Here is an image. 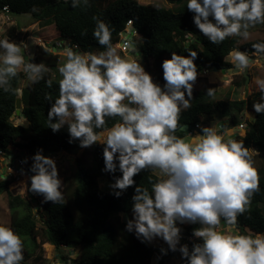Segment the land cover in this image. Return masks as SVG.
Returning a JSON list of instances; mask_svg holds the SVG:
<instances>
[{
  "label": "clouds",
  "instance_id": "1",
  "mask_svg": "<svg viewBox=\"0 0 264 264\" xmlns=\"http://www.w3.org/2000/svg\"><path fill=\"white\" fill-rule=\"evenodd\" d=\"M70 2L76 8L88 0ZM187 9L194 13L196 28L214 45L229 37L247 40L251 28L264 24V0H187ZM93 20L92 35L103 51L82 52L79 45L67 46L60 39L65 43L66 60L58 67V97L54 101L45 97L51 105L48 128L57 133L67 125L68 143L79 141L80 148L103 145L101 171L112 175L110 194L120 198L135 185L132 218L126 220L125 230L141 243L162 240L167 249L161 247L157 260L168 251H178L184 264H264V232L241 234L237 228L238 216L259 190V174L249 148L242 141L227 138L231 128L224 121L200 127V133L190 141L175 135L181 112L191 107L198 77L197 51H189L187 56L172 52L161 64V86L140 62L133 39L140 36L135 29L128 35L120 33L122 40L118 36L113 44L109 25L97 17ZM28 47L24 42L0 39V90L9 92L21 69L32 83L44 79L49 69L44 63L25 60ZM118 49L139 58H125ZM252 49L251 53L238 48L229 52L234 70L244 73L255 62L253 57H264V43L253 44ZM47 84L51 87L52 81ZM255 85L260 100L252 108L264 114V79L257 77ZM214 91L208 89L207 95L214 96ZM106 118H118V122L108 128ZM31 160L28 171L32 175L20 189L42 196V203L65 204L55 160L43 155V149ZM23 163H28V158ZM144 170L160 176L150 190L134 180ZM21 172L24 174L23 169ZM222 221L224 230H220ZM181 225H198L192 231L198 242L192 243L191 250L181 243ZM24 261L21 237L0 223V264Z\"/></svg>",
  "mask_w": 264,
  "mask_h": 264
},
{
  "label": "trees",
  "instance_id": "2",
  "mask_svg": "<svg viewBox=\"0 0 264 264\" xmlns=\"http://www.w3.org/2000/svg\"><path fill=\"white\" fill-rule=\"evenodd\" d=\"M176 3L181 6L173 10L155 4L141 5L137 0H88L87 4L82 2L76 8L71 7L70 0H0V7H9L14 17L30 16V22L26 25L38 22L43 28L53 26V34L46 37L63 39L67 46L79 45L82 52L104 50L92 35L95 27L93 17L109 25L113 44L118 42L119 33L131 20V29H135L142 40L136 47L144 60L151 61L150 67L145 61L146 71L162 85L161 64L171 58L172 52L187 56L189 51H197L195 64L198 71H225L232 68L226 60L231 50L238 48L251 53L254 51L253 44L264 43V40H255L239 46L238 37H229L221 44L214 45L194 25V13L187 9V0H176ZM33 8H36L35 12ZM256 26L264 27V24ZM17 28L11 27L8 36L12 37ZM189 32L193 35L189 36ZM52 45L60 48L58 42ZM32 53L34 56L30 61L44 63L49 71L40 82L29 81L23 88L20 86L26 74L19 71L11 81V90L7 93L0 90V151L7 156L17 152L23 159L28 158L25 164L27 173H31L28 171L32 164L31 157L39 149H43L46 157L60 153L78 154L74 170L62 181L65 204L42 203V196L27 200L19 194L14 195L10 191L13 180H2L0 177V195L6 194L9 226L24 244L23 264H44V244L58 251L63 264H69V261L71 264H151L153 256L155 259L161 256V247L141 243L133 233L125 230L126 220L131 214L135 185L120 198L111 195L106 185L105 188L100 187L101 181L113 182L111 174L101 171L104 167L103 145L96 143L89 148H80L79 141L68 143L67 126L57 133L48 128L47 113L51 105L45 97L51 96L53 101L58 97L61 79L58 67L65 62L66 56L61 62L62 57L58 53H51L41 46L33 47ZM239 78L233 82L235 88L249 83L248 75ZM48 80L52 81L51 87L47 84ZM19 90L22 105L20 116L24 122L14 125L12 118L15 117ZM211 98L206 91L193 89L191 107L181 112L175 135L185 138L187 131L195 124L204 123L205 117L214 115L218 116L220 122L228 124L232 133V128L241 123L243 112L251 115L252 121L247 122L244 135L236 140L244 142L245 147L257 153L252 156V161L259 174V190L254 192L246 211L238 216L237 228L241 234H246L248 230L264 232V114H257L252 108V104L260 100V92L229 102H215ZM116 122L118 118H106L105 126L110 128ZM159 178L155 172L144 170L134 180L136 185L150 190L151 184ZM180 227L183 229L181 243H187L191 250L192 243L198 241L194 238L188 241V238L192 237V231L198 225ZM61 247L81 249L77 259H70L63 256ZM172 257H178V264H184L178 251H168L167 255L156 259L157 264H166Z\"/></svg>",
  "mask_w": 264,
  "mask_h": 264
},
{
  "label": "rangeland",
  "instance_id": "3",
  "mask_svg": "<svg viewBox=\"0 0 264 264\" xmlns=\"http://www.w3.org/2000/svg\"><path fill=\"white\" fill-rule=\"evenodd\" d=\"M111 1V0H108ZM137 2L141 5H149V4H155L158 5L160 7H164L167 9H178L180 8V4L178 5L176 3V0H137ZM176 11V10H175ZM14 20L16 21L18 28L20 27H26L28 25H26L28 22H30V16L28 15H16L15 17H13ZM29 32L27 33H31L33 37H39L42 41V43L44 45H46L47 43L50 42V44H54V43H59L60 42V38H48L46 36H49L51 34H53L54 30H53V26H49V27H42V25H39L38 22L31 24L28 29ZM28 35V34H27ZM30 36V35H29ZM28 37V36H27ZM29 38V37H28ZM135 43L137 44V46L139 44L142 43V40L140 39V37L138 38V35L134 37ZM137 40V41H136ZM255 40H264V27H257L255 26L254 28L250 29V37L245 40L241 37H238V44L237 45H243L245 43L248 42H253ZM138 42V43H137ZM28 44L29 46V50L27 52V54H29V56H25V60L26 61H30V58H32L34 56V53H32V48H33V41L32 40H28ZM240 50V49H239ZM119 54H121L122 56H124L125 58H132L133 56L135 58H139L138 54H130L127 53L126 51L123 52L120 49H118ZM61 58V62L64 61L63 56H65V54L63 53V50L58 51L57 52ZM140 62L142 63V65L144 66L145 70H146V63L147 62L148 66H151V61L150 60H144L142 58V55L140 54ZM254 59V63L244 72V73H240L238 70H234V65L231 62V58L229 57V55L227 56L226 60L230 62V64L232 65V68L229 70H225V71H214V70H209V69H204L202 71H198V77L197 80L195 82L194 85V89L196 90H204L207 92L208 89H214V96H212L211 101H215V102H229V100H240V99H245L247 96L259 92L257 89V86L255 85V79L261 78L264 79V57H253ZM22 71V69L20 70ZM22 73H24L22 71ZM248 75L249 76V83L246 86H241L240 88H235L233 86V82L235 80H240V76L241 75ZM154 77V75H153ZM154 82L160 84L161 86H163L161 83L157 82L154 78H153ZM28 80L27 78L25 79V81H23L21 83V88H23L26 84H28ZM19 97L21 96V90H19ZM229 95V98H228ZM22 107V105H21ZM22 109V108H21ZM20 116V115H19ZM19 116H16L12 118V122L14 125H18L24 122V118L22 116H20V118H17ZM248 116L250 117L251 115L248 113ZM209 118V119H207ZM203 120L204 124H206L207 126H212L215 125L218 121L219 118L218 116L214 115L211 118L210 117H205ZM67 126V125H65ZM186 141H190L191 140V136H186L185 137ZM16 154H20L17 153ZM78 154V153H77ZM77 154H63L62 156L59 157L57 164V168H58V174H59V178L61 179V181H63V178L65 176H68L73 170H74V166H75V158L77 156ZM13 155V152L12 154ZM250 155L255 156L257 155L256 152L254 151H250ZM2 164V158H0V166ZM157 176H159L158 172H155ZM160 177V176H159ZM28 181V178H20L15 180V182H12L11 186H10V191L12 194H19L21 196H24L27 200L30 199V197L28 196L29 194H27L28 191H22L21 185L22 182ZM111 182H104L101 181L100 182V187L101 188H105V185L107 187V190H110L109 188V184ZM30 184V182H29ZM262 210L264 213V204L262 205ZM132 218V213L130 214V216H128V219ZM0 223H4L7 224L9 226L10 223V217H9V211L7 208V204H6V194L4 195H0ZM224 225L221 224L220 226V230H224ZM151 246H155V247H167V245L160 239H156L154 240L152 243H150ZM80 247H61L62 254L64 257L70 258V259H77L78 255H76V252H80ZM42 258H43V263L44 264H63L60 261V256L58 251L51 245L49 244H44L42 246ZM74 257V258H73ZM179 263V258L178 257H172L168 260V262L166 264H178ZM151 264H157V260L155 259V256H153V259L151 261Z\"/></svg>",
  "mask_w": 264,
  "mask_h": 264
},
{
  "label": "built area",
  "instance_id": "4",
  "mask_svg": "<svg viewBox=\"0 0 264 264\" xmlns=\"http://www.w3.org/2000/svg\"><path fill=\"white\" fill-rule=\"evenodd\" d=\"M13 17L14 15L11 13L9 7L7 6L0 7V39L7 38L10 40V42H13L16 44H20L21 42L28 44V40H32L33 47L41 46L43 48H46L51 53H57L58 51L63 50L64 44H65L64 41H60L58 43L60 48L57 49L52 44H50V42L44 45L39 37L37 36L33 37L31 33H27L29 32L27 29L30 25L27 27L19 28L18 30L15 31L12 37L8 36V31L10 30V28L16 26V21L14 20ZM130 30H132L131 25H129L127 22L124 30L121 31L120 33L123 32L126 35H128ZM120 33H119V41L122 40ZM130 38H133V37H130ZM28 46L30 45L28 44ZM28 50H29V47L28 49L25 50L24 56H29V54H27ZM121 51L125 52V50H121ZM248 121H252V117L251 116L249 117L247 112H243L241 123H239L237 126L232 128L233 132L229 133V136L227 138H232L236 140L237 137H242L244 135V130L246 128ZM219 122L220 121H218L216 124H218ZM215 125H212V126H215ZM200 127H209V125L207 126L206 124L199 122L195 124L191 130L187 131V136H195L196 134L200 133ZM63 154L64 153H60L58 155L49 156V157L54 159L55 162L57 163L59 160V157L62 156ZM0 158H2V164L0 167V177L2 180L12 179L13 182H15V180L17 179H20V178L23 179L25 177L28 178L29 176L32 175V173H27L25 171V163H23L24 159H23V156H21L20 154L17 155L13 153V155L10 154L7 156L5 152L0 151ZM22 169L24 171V174H22L21 172ZM27 194H29L28 195L30 197L29 200L37 198V195H34L33 193L29 191L27 192ZM191 240H193V237L188 238V241H191Z\"/></svg>",
  "mask_w": 264,
  "mask_h": 264
},
{
  "label": "water",
  "instance_id": "5",
  "mask_svg": "<svg viewBox=\"0 0 264 264\" xmlns=\"http://www.w3.org/2000/svg\"><path fill=\"white\" fill-rule=\"evenodd\" d=\"M21 114V103L20 98L18 97L15 101V115L19 116Z\"/></svg>",
  "mask_w": 264,
  "mask_h": 264
}]
</instances>
